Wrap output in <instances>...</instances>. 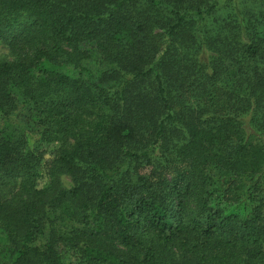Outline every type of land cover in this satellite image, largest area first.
Instances as JSON below:
<instances>
[{
	"label": "trees",
	"instance_id": "trees-1",
	"mask_svg": "<svg viewBox=\"0 0 264 264\" xmlns=\"http://www.w3.org/2000/svg\"><path fill=\"white\" fill-rule=\"evenodd\" d=\"M0 45V264H264V0H0Z\"/></svg>",
	"mask_w": 264,
	"mask_h": 264
},
{
	"label": "rangeland",
	"instance_id": "rangeland-1",
	"mask_svg": "<svg viewBox=\"0 0 264 264\" xmlns=\"http://www.w3.org/2000/svg\"><path fill=\"white\" fill-rule=\"evenodd\" d=\"M7 55H8V50L0 45V59L8 58ZM0 125H1V120H0ZM63 183L65 184L66 187L69 186V179L63 178Z\"/></svg>",
	"mask_w": 264,
	"mask_h": 264
}]
</instances>
